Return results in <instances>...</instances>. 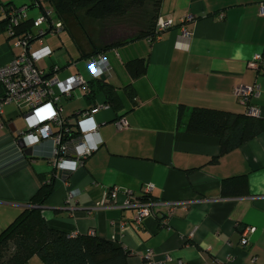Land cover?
<instances>
[{"label":"crops","instance_id":"obj_1","mask_svg":"<svg viewBox=\"0 0 264 264\" xmlns=\"http://www.w3.org/2000/svg\"><path fill=\"white\" fill-rule=\"evenodd\" d=\"M261 1L161 0L159 17L171 19L172 25L159 38L137 39L102 53L110 68L104 80L99 78L113 87L118 109H101L94 115L102 143L81 166L67 163L65 169L54 168L51 139L28 144L30 149L23 153L16 140L28 120L14 104L4 106L0 114V231L28 206L43 183L51 182L53 191L41 206L46 224L71 235L109 239L129 250L128 264H142L148 249L158 260L169 254L168 264L177 259L186 264H264V130L220 155L217 137L188 132L185 126L194 108L245 113L233 94L239 84L259 86V95L251 103L264 119V68L248 67L255 53L264 54ZM7 4L29 5L28 18L41 12L32 0H0V67L18 53L6 32L2 9ZM46 27L47 23L41 25ZM184 28L191 33L188 38L181 36ZM42 43L51 50L39 61L46 73L56 64L62 79L81 74L69 69L71 60L64 65L53 61V45ZM33 47L38 46L33 43ZM135 58L146 61L145 72L138 77L125 67L126 61ZM84 79L90 84L93 78L90 74ZM89 91L88 86L74 89L71 96L59 100L68 123L73 124L91 105L106 101L102 92L89 99ZM63 100L69 104L78 100V104L65 112ZM119 116L127 120L128 128L116 129L114 121ZM10 124L15 127L13 133ZM147 185L151 190L145 194ZM113 187L154 202L153 214L135 223L134 208L117 206L126 199L122 192L111 206L97 207ZM72 189L77 192L70 197ZM167 202H181L185 209L166 215ZM246 226H254L255 231L242 245ZM27 264L44 263L34 255Z\"/></svg>","mask_w":264,"mask_h":264},{"label":"built area","instance_id":"obj_2","mask_svg":"<svg viewBox=\"0 0 264 264\" xmlns=\"http://www.w3.org/2000/svg\"><path fill=\"white\" fill-rule=\"evenodd\" d=\"M34 3L40 6L41 12L37 17L32 18V27L29 31L18 30L20 24L28 17V5L18 7L11 5L2 9L6 18L7 36L12 38V44L18 49V53L9 63L0 67V84L3 88V95L0 97V114L4 106L9 104H14L20 112L25 114L28 126L26 130L20 132V137L26 145L36 144L42 139H51L53 142L51 162L54 168L65 169L67 163L75 167L81 166L84 159L97 151L102 143L94 115L101 109H109L110 104L103 102L91 105L75 118L73 124L62 117L59 100L62 97L71 96L74 89L87 87V81L79 72L63 79L59 78L57 75L59 66L56 64L51 67L49 73L39 66V61L51 53V50L43 45L42 36L46 33H57L63 28V24L55 17L52 7L43 6L42 0H34ZM258 14L264 16V1L258 4ZM218 18L222 19L223 13H219ZM43 23H47L45 29L41 28ZM171 25V19L158 17L155 39L159 38L161 32ZM190 34V31L184 28L181 36L188 38ZM33 43H36L38 47L34 48ZM72 65L75 66L76 62L69 61L68 66ZM248 67L254 70L264 68V54L255 53L248 61ZM87 68L91 77L95 79L107 74L110 67L105 56L99 53L89 59ZM233 94L238 102L245 106L246 114L259 115V110L251 103V99L259 95L257 84L236 85L233 88ZM114 124L117 130H123L129 126L123 116L116 118ZM150 190L151 186L147 185L144 193L148 194ZM76 192V189L69 190L68 196L73 197ZM119 192L124 193L126 199L117 206L134 208L135 223L139 224L145 217L153 214L154 202L139 199L132 194L131 190H120L117 187L111 188L104 202L96 206H111ZM165 205L166 215L173 214L179 207L185 209V204L181 202H167ZM254 231V226H246L242 231L240 243L246 245L248 236ZM171 261L172 257L169 254H165L159 260L156 259L150 249L142 257V264H168ZM173 264L186 263L177 259Z\"/></svg>","mask_w":264,"mask_h":264},{"label":"trees","instance_id":"obj_3","mask_svg":"<svg viewBox=\"0 0 264 264\" xmlns=\"http://www.w3.org/2000/svg\"><path fill=\"white\" fill-rule=\"evenodd\" d=\"M33 4L34 3V0ZM53 5L55 17L61 20L63 28L68 31L78 52L83 58L104 53L128 42L148 38L153 41L156 36V21L159 17L161 0H157L155 24L149 30H137L121 39L95 43L87 36L88 45H83L76 37L73 27H81L76 16L78 10H84L87 17L106 20L120 15L123 0H47ZM9 6V4L4 7ZM29 6V5H28ZM6 23V18H5ZM32 18L25 19L19 31H29ZM125 67L132 77L145 72L146 61L135 58L125 62ZM87 82L89 99L97 92L106 96L110 108L117 111L115 96L111 95L113 87L100 78ZM120 117V116H119ZM186 131L213 135L219 140L220 155L252 139L264 130V119L246 113H234L208 108H194L185 124ZM53 191L51 182L43 183L15 219L0 231V264H27L32 256H37L44 264H128L129 250L116 247L109 239L93 234H68L62 230L49 227L42 216L41 206ZM144 200V198H142ZM9 245L12 251L6 256Z\"/></svg>","mask_w":264,"mask_h":264},{"label":"rangeland","instance_id":"obj_4","mask_svg":"<svg viewBox=\"0 0 264 264\" xmlns=\"http://www.w3.org/2000/svg\"><path fill=\"white\" fill-rule=\"evenodd\" d=\"M157 2V0H123L120 10L122 14L109 17L103 21L91 19L85 15L84 10H78L76 16L81 22L82 29L73 27L74 33L83 45H88L86 34L95 43L101 44L121 39L137 30H149L155 24ZM42 5H48L53 8V5L47 0H42ZM34 13L38 15L37 9L34 10ZM54 34L47 33L42 36L43 42L54 47L55 54L52 60L62 65L67 60L74 61L76 65L70 66L69 69H78L85 78H90V73L87 68L88 59L80 55L68 31L64 29L60 32L59 36L56 33ZM58 75L62 79L63 76L61 74ZM61 104L64 106L65 112H68L72 106L78 104V100L71 104L63 100ZM20 120L22 119L20 118ZM11 251L12 245H9L5 257Z\"/></svg>","mask_w":264,"mask_h":264},{"label":"water","instance_id":"obj_5","mask_svg":"<svg viewBox=\"0 0 264 264\" xmlns=\"http://www.w3.org/2000/svg\"><path fill=\"white\" fill-rule=\"evenodd\" d=\"M100 78L104 80L105 77H104V75H101ZM10 126H11L10 131H11V133H13L15 131V127L13 126V124H10L9 127ZM16 142H17L18 146L23 149L22 150L23 153L26 154L27 151H28V149H30V148H26V144H25V142H24V140H23L22 137H20L19 139H17Z\"/></svg>","mask_w":264,"mask_h":264}]
</instances>
